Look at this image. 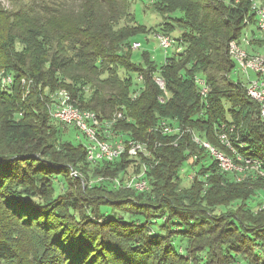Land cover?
Returning a JSON list of instances; mask_svg holds the SVG:
<instances>
[{
	"label": "trees",
	"instance_id": "trees-1",
	"mask_svg": "<svg viewBox=\"0 0 264 264\" xmlns=\"http://www.w3.org/2000/svg\"><path fill=\"white\" fill-rule=\"evenodd\" d=\"M151 6L163 18L155 34L179 30L184 47L161 63L149 50L134 57L132 43L148 30L130 0H0V264H264V175L246 168L249 158L264 168V120L228 52L245 20L256 23L251 2ZM254 48L264 53V40ZM56 88L103 119L123 113L119 131L154 153L147 191L89 184L126 174L131 162L90 163L49 113ZM163 120L195 131L244 171L221 170L188 133L163 134ZM186 161L202 181L183 179ZM61 182L68 191L56 194Z\"/></svg>",
	"mask_w": 264,
	"mask_h": 264
},
{
	"label": "built area",
	"instance_id": "built-area-1",
	"mask_svg": "<svg viewBox=\"0 0 264 264\" xmlns=\"http://www.w3.org/2000/svg\"><path fill=\"white\" fill-rule=\"evenodd\" d=\"M251 9L256 16V23H252L248 18L245 20L246 27L239 38L233 39L229 42L228 52L229 56L235 63L232 76L238 77L243 85L247 89L248 95L260 104L261 116L264 120V53L261 51H252L254 42L258 40H264V0H250ZM254 25L255 28L252 27ZM154 37L158 40L159 45L168 50L171 47L175 48V52L179 53L184 50L182 45H178L175 39H172L170 35L165 33H156ZM142 47L139 41L132 43L133 50H138ZM168 52H166V56ZM3 83H11V78L1 74ZM142 77L139 78L141 80ZM155 81L159 85L160 89L165 92V80L163 77L156 73ZM197 85L199 86L201 96L206 98L209 93V87L207 82L197 76L195 78ZM60 96L59 93H57ZM161 102H165L166 98L161 96ZM50 106V114L53 119L69 127L72 126L76 130L82 132L87 138V144H83L86 151L88 161L92 164H98L99 162H113L125 159L131 162L134 172L126 178L100 176L90 180L89 184H93L100 181H110L115 188L132 189L136 192H145L149 189V183L147 171L150 168V164L147 159H152L154 153L148 144L144 141L127 139L122 132L116 127L119 120L124 118L122 112H117L111 119H103L96 112L86 109H81L74 105L70 98L66 95L60 97V102ZM49 105V104H48ZM160 131L163 134L171 135L178 134L179 138L183 134L188 133L192 140L203 147L206 151L217 160L218 166L223 171H236L242 172L245 167L243 165L235 163L231 157L224 152L217 149L210 142L202 139L198 133L191 129H182L178 124H170L169 121L163 120L160 124ZM221 142L229 144L228 138L225 134H219ZM238 159H242L237 154ZM198 155H194V159H197ZM246 168L257 171L264 175V168H261L259 162L252 160L251 158L246 160ZM140 165V170H135L136 166ZM72 175L76 177H82L83 175L78 171L73 170ZM195 175H189L190 178H194Z\"/></svg>",
	"mask_w": 264,
	"mask_h": 264
},
{
	"label": "rangeland",
	"instance_id": "rangeland-1",
	"mask_svg": "<svg viewBox=\"0 0 264 264\" xmlns=\"http://www.w3.org/2000/svg\"><path fill=\"white\" fill-rule=\"evenodd\" d=\"M131 1V11L133 13H135L136 17H137V21L143 25H145L146 29L148 30V34L147 35H140L138 37H136V41H139L142 44V47L138 50H135L134 53V57L135 59L138 61L140 60V53L143 50H149L152 53V56L157 60L158 63H161L165 56H166V52H168V55H171L173 52H175V48L171 47L168 50L163 49L160 45L158 40L154 37L155 32H156V27H160V23L163 22V18L154 13L152 11V0H130ZM166 19V18H165ZM253 28L254 25H252ZM181 31L179 30H175L173 33H171V38H177L178 36H180ZM258 50H256L254 47L251 48L252 51L256 50V51H261L262 49L257 48ZM234 79H238V77H234ZM57 93L60 94V96L57 95ZM48 96H49V113H50V106L53 105L52 102L58 103L60 102V97H65L66 95L70 98V101L76 105L77 107H79V105L71 98L69 92H67L65 89L63 88H56L54 90H50L49 92H47ZM81 108V107H80ZM83 109V108H81ZM51 115V114H50ZM69 133H68V137L70 139H72L75 142H81L82 144H87V138L84 136V134L78 130H76L74 127L69 126ZM209 157V156H208ZM88 159V157H87ZM195 159L194 158H190V162H193ZM91 163V162H90ZM189 162L186 161L183 165V168L180 170V174L183 177V179L185 181H192L195 180L196 178L201 179V181L203 180L202 175L198 174L197 172V167L196 168H191V166H189L188 164ZM130 172H134L133 167L131 168V165L127 168V173H123L120 174L118 176H114V177H121V178H126ZM196 176L192 179L189 177V175H195ZM103 175H98L97 177H100ZM96 177V178H97ZM107 177V176H105ZM184 182V181H183ZM62 183V182H61ZM60 187L58 185H56V194H61L64 193L66 191H68V187L65 186L64 183L60 184ZM184 247L180 248V250L184 249L185 250V245H183Z\"/></svg>",
	"mask_w": 264,
	"mask_h": 264
}]
</instances>
